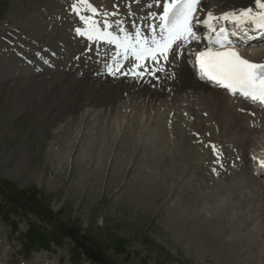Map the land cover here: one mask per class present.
Here are the masks:
<instances>
[{"label":"rangeland","instance_id":"374dc122","mask_svg":"<svg viewBox=\"0 0 264 264\" xmlns=\"http://www.w3.org/2000/svg\"><path fill=\"white\" fill-rule=\"evenodd\" d=\"M71 4L0 0V264L264 263V215L239 181L262 187L253 157H264V114L245 105L257 121L247 129L218 121L199 89L166 86L174 64L144 77L145 94L103 85L97 54L69 51ZM214 218L218 229L206 227Z\"/></svg>","mask_w":264,"mask_h":264},{"label":"snow or ice","instance_id":"6c2138e0","mask_svg":"<svg viewBox=\"0 0 264 264\" xmlns=\"http://www.w3.org/2000/svg\"><path fill=\"white\" fill-rule=\"evenodd\" d=\"M155 3L162 11L160 14H150L149 20L154 19L158 23H149L150 34L146 35L140 27L128 32L121 20L109 22L107 17L117 16L118 12L101 13L89 0H79V4L73 5V11L79 15L83 5L91 14L79 15L83 26L77 27L75 32L89 41L115 45L120 50L117 56L134 61L133 67L127 71H122L123 64L120 61L116 62L115 67L108 65L109 74L143 80L146 75L159 79L156 73L165 71L164 64L170 63V56H182L189 44L202 38L197 34V28L203 27L207 32L203 36L207 45L203 50L193 52L195 59L190 61L200 78L215 82L232 94H239L264 105V62H254L241 56L222 24H235L239 29L250 24L255 30L264 31V0H254V6L219 16L209 12L204 19L199 18L202 0H155ZM113 24L123 35H116L109 30ZM212 149L217 157L216 163L220 164L223 153L216 145H212ZM258 162L264 167V160Z\"/></svg>","mask_w":264,"mask_h":264},{"label":"bare ground","instance_id":"6f19581e","mask_svg":"<svg viewBox=\"0 0 264 264\" xmlns=\"http://www.w3.org/2000/svg\"><path fill=\"white\" fill-rule=\"evenodd\" d=\"M89 2L92 4V6L96 7L98 9V11L101 13L104 11L118 12L117 16L107 17L109 22L121 20L124 22L123 27L128 32H133L136 27H140L141 30L146 35L150 34V29L148 27V24L151 23V24L155 25L156 23H158V21H155L154 19L149 20L150 14L151 13L160 14V12L162 11V9L156 5L155 0H89ZM77 4H79V0H72V4L69 5V12L72 15L73 19L76 20V23L73 26L74 27V29H73L74 35L70 33V36L72 38H77L71 42V48L69 49V51H71V50L76 51L77 50V52L79 53V52H83L86 50H92L93 53L97 54L100 70L106 76L105 78H101V79H104L102 82L103 85L104 84H111V83H113V84H115V83L120 84L121 83L120 86L125 85L127 87V89L130 88L131 91H136V92L145 94V87L143 84H147V83H144L143 80H138V79H134L132 76H123V75H119V74L114 76V75L109 74L107 71V66L112 65L113 67H115V64L117 61H120L123 64L122 71H127L128 69L133 67L134 61L124 60L122 56H117V52L120 50L117 49V47L115 45H112V44H109V43H106L103 41L102 42L89 41L87 38L78 36L76 34L75 29L77 27L83 26L82 21L79 19V15L87 16V15L91 14L89 12V10L87 9V7L81 5L80 14L77 15V13H75L73 11V5H77ZM149 5H152V6L149 7ZM249 6H254V0H209V4L206 7H204V9H203V13L201 15L199 13V16H200L199 18L200 19L206 18L207 14L209 12H211L215 16H219V15H223L226 12H230V11H234V10H243ZM201 7H202V4H201ZM97 19H101V17H97ZM225 23L226 22H222L223 26L225 25ZM109 30L113 31L114 34H116V35H123V33H120L118 31L115 24H113V28L109 29ZM53 33H54L53 31L49 32L48 36H46L45 38L50 39L53 36ZM197 34L202 37L199 41H193L191 44H189L186 47V49H184V54L182 56L175 57V58L170 56V63L164 64V66H166L167 64H170V65L174 64V66H175L174 69L170 68V73H169L168 77L171 80V82H167L166 86H168V87H170V89H172L173 85L175 84V86L178 87V90H181V89H183L185 87H189V86L199 89L200 92L196 93V95L199 98V100L201 101L200 103L205 107L204 109L207 110V112L209 113L210 116L213 114H215V115L217 114L218 117L221 116V119H218V121L222 120V122H224V124H225V122H229V124L240 125L239 120H242L244 123L246 122V124L241 123V126H244L245 128L247 126H250V124L248 125L247 122H252L253 123L252 126L254 124H257V121L254 118H250L249 115L247 114V111H246L247 107L245 105L252 106L251 104H249L248 102L243 101L237 97L228 96L224 91L219 90L215 87H212L206 83H202L196 76L197 72L194 69V66L192 67L193 64L191 65L189 63V65L192 67V69L187 64V62L185 61V51H189V55L190 54L193 55V52L201 51L204 49V47H206L207 41L205 39H203V36L207 34L206 29L203 27H198L197 28ZM34 38H36V36ZM34 38H29V40L33 41V42L35 41L34 42L35 44H36V41L38 40V43L40 46L47 48L46 44H45L47 41L42 39L44 37H41V38L38 37L36 39H34ZM8 39L10 41L13 40L12 38H8ZM81 39H82V42H81ZM84 42H85V44H84ZM251 42H252V39L248 40L247 44L245 46L234 45V47L239 51V53L244 58H247V59L252 60L254 62H264V38H262L261 42L257 43V45L255 44L256 46H250L249 44ZM59 48H60V45H58L54 51H50V53H49L51 55L50 58H54V56H56V54L59 52ZM27 51H28V49H27ZM55 52H56V54H55ZM39 57L41 59L44 58L42 56H39ZM193 57H194V55H193ZM49 65H50V67H49ZM48 67L49 68H47V69H49V71H50V69H54L51 64H48ZM34 70H35V71H33L34 74H41L43 71L45 72L46 68H44V67L39 68V69L35 68ZM173 73L175 74L174 76H173ZM157 75H158V72L156 73V76ZM116 78H123L120 80L124 81V79H125V81L120 82ZM150 78L153 79V77H150ZM136 81L138 83H136ZM115 85H118V84H115ZM123 86H121V87H123ZM195 91H196V89L192 90L191 92L193 94H195ZM117 97H119V96H117ZM188 97H189V95H188ZM119 146H120V149L118 150ZM113 148L115 149L116 152L117 151L120 152V150L123 149L124 146L120 143H113ZM141 158H142V156H141ZM257 160L258 161L264 160V157L263 156L259 157ZM258 161H257V163H258ZM185 163H186V161H185ZM253 174L256 176V174L254 172H253ZM252 178H255V177H252ZM255 179H257V178H255ZM242 180L240 179L239 181L244 184L245 188L248 189V191L252 192L255 195V196L253 195V197L251 198L250 195L248 193H246L244 195V199H243L244 202L253 201V204L257 208L258 212H261L262 215H264V189H262V187H264V185H263L264 181H261L262 182V184H261L262 187H260L262 189L261 190L260 188L258 189L255 187L256 182L254 179H251V175L245 176V178H243ZM244 181H246V182H244ZM240 182L238 184L236 182L230 183L231 184L230 188H232L233 186H234L233 187L234 189H239L240 187H243V185ZM214 183H216V182H214ZM215 186H217V185H215ZM216 189H217L216 192H218L220 190L218 188V186L216 187ZM228 189H229V187H228ZM224 190H221V192ZM228 192H229V190H228ZM222 193H224V192H222ZM213 220H215V221H212V223L208 224L206 227H208L210 229L216 228L214 226V224L216 223V221H220L221 219L214 218ZM218 224H219V222H218ZM202 227L200 225H198V226L196 225V228H199L200 230H202ZM217 227H218V225H217ZM216 229H218V228H216ZM200 230H198V232L201 233L203 236L204 235L203 234L204 229L202 231H200ZM219 230H221V229H219ZM219 230H216V231H219ZM221 232H218V234L220 233L219 235H221ZM217 237H219V236L217 235ZM209 240H210L211 245L214 244L216 247L220 246L222 251H224L226 254H228V256H234V254L232 255V253H236L237 256H238V254H240L239 252L241 249H239V250L236 249L237 243L232 239L222 241L223 243L220 242V240H221L220 238L215 239V237H211V238H209ZM216 240H219V242L218 243L215 242ZM243 246L248 249L250 247V243L244 244ZM0 250H2V249L0 248ZM230 250H232V253L230 252ZM249 251H250V253L252 252L251 250H249ZM249 251L247 252L245 250V253L247 252L249 254ZM240 256H242V254H240ZM249 257H248V260H250ZM240 258H242V257H240ZM252 260H253V258H252ZM254 261H255V259H254ZM256 262H259L258 259L256 260ZM251 263L252 262L250 261L249 264H251ZM262 263L263 262H261V264ZM10 264H17V263L13 262ZM245 264H248V263H245Z\"/></svg>","mask_w":264,"mask_h":264}]
</instances>
